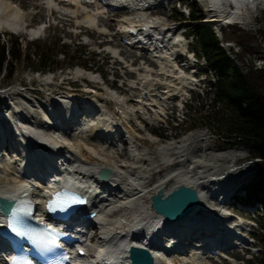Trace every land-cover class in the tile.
Returning a JSON list of instances; mask_svg holds the SVG:
<instances>
[{"label": "bare ground", "instance_id": "1", "mask_svg": "<svg viewBox=\"0 0 264 264\" xmlns=\"http://www.w3.org/2000/svg\"><path fill=\"white\" fill-rule=\"evenodd\" d=\"M114 1L119 9L111 11L108 16L120 13L121 15L117 20L109 19L119 23L114 25L113 30L110 29V22L104 21L108 18L107 7L97 0H33L32 5L34 9H39L40 12L44 10L48 15H52L54 11L59 12L64 17H70L75 26L92 29L97 34L112 36L117 40L122 31L137 22L141 34L139 38L134 37V45L130 48L139 55L147 54L158 66L156 71L151 64L146 63L139 67H134L133 64L130 66L131 71L140 76L138 81L129 84L134 91L133 95L136 96L133 100L137 101V108L127 103L122 105V120L119 121L112 116L110 104L107 102L105 103L108 105L104 104V101L93 99L92 102L80 104L75 97L55 96L49 107L45 108L48 111H42L47 121L54 126L46 127L41 120L33 122L24 113H17L13 115L14 120L19 118L18 125L21 124V127L18 126L16 130L9 127L11 123L0 113V198L17 200L30 197L37 205L35 217L43 219L46 197H52L56 186L52 183L51 186L41 185L39 189L34 187V182L21 178L19 174L29 171L43 173L42 171L53 164L62 167L67 165L66 172L58 174L59 177L62 176L60 188L80 190L87 194L90 197L89 204L83 211L96 213L92 219L85 216L80 220L73 216L72 221L66 223L63 228L64 231L80 233V236L86 239L89 234L95 232L94 246H90L87 241L83 243L89 251L94 250V262L86 261L88 255H85L75 257L73 263L99 264L102 259H106L111 264H131L128 258L130 245H146L151 250L155 264H210L206 260L209 259L208 256L205 257V247H225L230 252L232 247L245 242L239 232L243 224L229 221L228 213L219 206L220 202L215 198L217 189L212 190L208 186V180L193 173L194 168L207 166L200 160L193 159L199 156V152H193V158H189L184 140L159 141L149 129L150 125H161L165 110L171 105H179V97L195 83L194 73H183L178 69L175 60L179 51L184 50L185 41L178 38L174 26L160 21H147L146 12L159 6L156 0H110V5H113ZM205 1L211 6L213 15H209L206 20L202 19L201 22H211L215 25L225 20L243 22L245 9H264V0ZM24 2L0 0V27L13 30L19 35L27 33L31 37H37L44 23L34 27L29 25V12H25L23 8ZM60 3L67 5L62 6ZM231 5V8H225ZM86 37L85 43L89 42L90 38L88 35ZM106 48L113 56L126 62L127 59L121 56L120 48ZM74 73L110 87L97 72L76 67ZM142 94L146 97L141 96ZM1 103L6 108L10 106L4 101ZM137 114L145 121L138 122ZM142 131L146 132L150 142L158 143L160 159L168 161L170 158H179L171 167L169 164L171 170L156 181L153 194L160 189L168 192L178 184L191 186L198 190L200 209L203 210L202 206H205L212 210L209 216L203 218L191 214L186 220L173 223L153 210L149 201L147 202L152 194H148L146 189L152 175L143 177L141 173L146 167L152 168L155 161L145 157L147 153L138 144L140 138L137 137H140L139 132ZM122 138L127 144V152L123 153L118 145ZM40 142L47 144L48 149L40 147ZM94 146L101 147L97 149ZM11 148L14 150L15 159L6 155V151ZM87 150L91 155L87 154ZM199 151L204 150L199 148ZM221 155L230 159L236 158V154L232 153ZM185 167L186 169H183ZM102 168L111 171L106 180L98 178V172ZM174 178L177 180L176 184L165 190L164 184ZM191 217L195 218L190 220ZM127 218L130 219L128 224L125 222ZM218 225V232L215 230L211 234L208 233ZM180 232L184 235L204 232L209 234L210 238L202 237L197 243L191 244L189 239L180 236ZM175 234L176 237L170 238ZM198 253H201V256H198ZM221 254L227 252L221 251Z\"/></svg>", "mask_w": 264, "mask_h": 264}, {"label": "rangeland", "instance_id": "2", "mask_svg": "<svg viewBox=\"0 0 264 264\" xmlns=\"http://www.w3.org/2000/svg\"><path fill=\"white\" fill-rule=\"evenodd\" d=\"M23 1H25L23 5L25 12H29L27 14V19L29 20L28 23L30 26L34 27L39 23H49L50 26L42 33L39 38L31 37L27 33L19 35L13 30H9L5 27H0V39L5 42L19 40L22 42L25 50L31 49L32 52L34 51L35 45L41 46L44 43L49 46L51 45L52 49L58 50L59 52L62 48L58 47L57 44H65V55L60 51L56 58L57 61L64 64V69L61 71L58 70L54 73L42 75L30 71L32 67L36 68L38 66L37 59H35L34 56H32L33 58L29 61H21L20 66L14 74L13 79L10 81H8L7 79H2L0 83L1 114H6V117L9 119L13 118L14 114L24 113L32 120L38 119V117L40 116V111L43 110V107H49V100L51 99V97L57 95V93H61V97L71 96L80 99L81 101L88 100L89 102H92L95 99H98L101 102L104 101V104H110L112 116L114 118L116 117L119 121L122 120V105H126L127 103L128 105L135 106L137 108L138 103L137 101L133 100L136 98V96L133 95L134 91L129 87V84L134 81H138L139 75L132 73V71L129 70L130 67L126 68L125 66H123L120 63L121 59L115 58L113 54L106 50V47L113 46L120 48L119 50L122 51L121 56L127 59L129 63L130 61H132L134 67H139L142 65V63H146L148 65L151 64V66H153L154 70L156 71L158 66L153 61H151L150 58L146 57L144 54L139 55L135 50L131 48L123 47L120 41H118L115 37L108 35L105 36L100 33L97 34L94 30L92 31V29L89 30L81 26H75L70 17H64V15L60 14L59 12L54 11L52 15H48V13L44 10L40 12L39 9H34V6L32 5L33 0ZM158 1L159 3H162L161 0H157V2ZM167 1L169 0H166L163 3H166ZM196 2L201 7H203V9H205V7L207 8V1L197 0ZM60 4L62 6L67 5L63 3ZM185 5V9L188 10L191 5L190 0H170V4L166 8L161 7L163 9H161V11H147L145 18H147V21H160L163 24L174 26L178 36L182 34L185 38V43H188V45L194 37L193 43H191L193 45V49L200 55L202 53L201 49L195 48L194 46L196 39L192 26H194L196 23L202 22L201 20L191 22V20L187 17V14H184V16H182V19H178L180 13L182 12V8ZM30 13L33 14L30 15ZM263 14L264 9L261 8H254L251 11L245 9L244 20L240 25L251 30H256L257 28L262 26V24H260L261 22L259 21V18H261ZM120 15H107L108 18H106L108 20L106 19L104 21H106L107 23L110 22L111 30H113L115 27L114 25L116 21H114V18H118L120 17ZM111 18H113L114 20H109ZM211 26L214 30V26ZM228 29L229 28H226L225 30L228 31ZM80 31H82L83 33L80 34ZM216 34L219 35L218 33ZM82 35H84L83 39L80 38V36ZM86 35H88L93 41L89 45L84 43V40L85 42L87 41ZM102 40L103 43H101ZM220 45L224 48V44L222 42L220 43ZM262 45L264 46V42L262 43ZM224 49L227 54L232 59H234V62L242 68H244L247 63H252L258 68L264 67V49L263 51L249 54L245 59H242L239 56V53L235 55L234 51H229L228 48ZM74 57L76 58L77 64H75L71 68H67L68 64L66 63L68 59ZM198 61V63H194V67L192 68H189V64H187V67L189 68L187 69L189 70V72L187 73H190L192 71L197 72V81H200L206 76L205 71L207 70V68L203 65V59L198 58ZM84 62L87 63V67L80 64ZM79 66L85 67L88 70L101 74L104 81L109 84L110 87L108 88L102 83H95L81 76H77L74 73V69ZM113 78H117V81H111ZM210 81H213L212 77ZM211 95L212 92H210L209 94L207 93V96L206 94L204 96L202 95L201 99V96L198 97L197 95H194V93L192 94L191 92H186L185 95L179 97L181 98V103L179 105L181 107H177L176 109L175 106H170L169 108H167L165 110L166 114L163 119V123L161 125H150L149 129L153 133L160 134V136L154 134L159 141L184 140L188 145L187 155L189 158L193 156L192 154H197L199 152V156L192 158L194 160H200L202 164L207 166L196 167L194 168L193 173H196L197 175H200L204 179L208 180V183L210 182L208 186L212 190L217 189L220 186H229L230 188H232L238 185L240 182L248 183L255 175L256 169L258 167V159H252L250 153L246 149L232 143V141L229 142L230 144H223L224 139L218 138V135L216 134V131L213 129V127L200 125L194 130L185 131V122L182 121L186 119H182V121L177 119L180 118L178 117L177 112L181 113L180 109L183 107V105L185 107L182 109V112L184 113L185 118H187L188 114H190L188 111L190 107H195L198 109L200 104L203 103L205 108H207L208 103H211ZM116 96L117 99H119V97L121 99L117 100ZM141 96H143V94ZM188 96L191 98L190 101ZM1 101L9 104V108H6L1 103ZM105 102H107L108 104ZM30 115L34 117H31ZM136 116L139 117V119H137L138 122L145 121L140 115L137 114ZM192 122L194 121L192 120ZM139 134L140 137H137L138 139L140 138L138 140V144L147 153L145 157L154 159L155 161L152 168L146 167V169H144V171L141 173L143 177L152 175V178L148 182L146 189L148 191V194L153 195L156 181L160 176H163L164 174L169 172L171 170L169 168L172 166L169 164H173L179 158H170V160L168 161L160 159L157 151L158 143L150 142L147 139L145 131H142L141 133L139 132ZM123 139L124 138H122L121 142L118 144L119 147H121L120 149L122 153L127 152V144L124 143ZM94 147L98 149V147L101 146ZM199 148H203L204 151H199ZM88 151L89 150H87V154H90V152ZM226 152L229 154H236V158L230 159L229 157H223L221 153L223 154ZM183 169H186V167ZM159 170L160 173H158ZM176 181L177 180L174 178L166 182L164 184L165 190H168L173 185H175ZM216 194H218V196L220 195L219 193ZM218 196H215V198L217 199ZM151 197L152 196L148 198L147 202H151ZM212 202H214V200H212ZM219 206L229 214L228 216L230 222L241 223L244 225L245 229H240L239 232L241 233L243 239L247 240L248 243H242V247L233 248L231 249L232 251L230 250V252L227 251L230 260L218 259V261H215L213 259H208L209 263L243 264L247 259L253 258L255 261L257 257L259 258L262 254H264L261 249L262 244L264 243V232L258 230L259 226L255 223L254 219V217L257 216V212L259 209L257 210V212H253L252 209L251 212H244L238 210L236 205H231V203L220 204ZM256 207L257 206H254L253 209H255ZM122 210L124 211V209ZM210 213L211 209L204 206L202 217H206ZM125 222L128 224L130 222V219L127 218V221ZM257 226L258 228H256ZM117 229L118 231L120 230V228ZM256 231H258L259 233L257 237L253 236ZM166 238L167 237H165V239ZM95 244L96 242L92 243V245ZM248 249H252L254 252ZM90 254L95 255L94 250L90 251ZM176 264L179 263L177 262Z\"/></svg>", "mask_w": 264, "mask_h": 264}, {"label": "trees", "instance_id": "3", "mask_svg": "<svg viewBox=\"0 0 264 264\" xmlns=\"http://www.w3.org/2000/svg\"><path fill=\"white\" fill-rule=\"evenodd\" d=\"M190 3L188 18L191 21L202 20V7L194 0H190ZM182 16L184 14L180 13L178 19H182ZM259 21L262 26L256 30L238 24L229 25L228 31L222 30L225 40L240 46L239 56L242 59L264 49V14ZM192 29L196 39L194 46L201 49L199 57L206 58L208 67L214 72L215 83L207 108L201 102L198 109L189 108L190 114L183 121L184 130H194L200 125L213 127L218 138L224 139L223 144L232 141L246 149L252 159H258L255 175L248 182L247 198L241 200L260 203L262 211L255 220L259 230L264 232V67L258 68L252 63H247L244 68L237 65L220 45L211 25L196 23ZM57 45L65 55L66 45ZM59 52L45 43L35 45L32 52L31 49L25 50L19 40L5 42L0 39V83L2 79L12 80L20 62L29 61L32 56L37 59L38 65L31 68L33 73L46 74L64 69V64L56 59ZM66 64L73 67L77 64L76 58H69ZM80 64L87 67L86 62ZM261 248L264 252V243ZM245 264H264V254L255 261L247 260Z\"/></svg>", "mask_w": 264, "mask_h": 264}, {"label": "water", "instance_id": "4", "mask_svg": "<svg viewBox=\"0 0 264 264\" xmlns=\"http://www.w3.org/2000/svg\"><path fill=\"white\" fill-rule=\"evenodd\" d=\"M39 146L47 150L45 143ZM110 170H102L100 177L107 179ZM200 196L198 190L191 186L178 184L170 191L160 189L151 197L152 208L169 222L177 223L186 220L191 214L200 213ZM12 203L4 198H0V210L8 215ZM129 258L132 264H155L151 250L145 246L131 245L128 249Z\"/></svg>", "mask_w": 264, "mask_h": 264}, {"label": "snow or ice", "instance_id": "5", "mask_svg": "<svg viewBox=\"0 0 264 264\" xmlns=\"http://www.w3.org/2000/svg\"><path fill=\"white\" fill-rule=\"evenodd\" d=\"M82 203H84V200L80 197L75 196V195H71V194H67V193L57 194V197L49 203V210L50 211H55L57 209L66 210L68 207H70L72 205L82 204ZM20 211L21 210H18L16 212L11 213L12 219L10 221V224H11L12 230L14 232H17L19 235L24 236V235H28V234L25 232H21L19 230V228L17 227V224H18L17 217H18ZM22 211H24L25 214H28L30 212V209H23ZM51 242L54 243V240Z\"/></svg>", "mask_w": 264, "mask_h": 264}, {"label": "built area", "instance_id": "6", "mask_svg": "<svg viewBox=\"0 0 264 264\" xmlns=\"http://www.w3.org/2000/svg\"><path fill=\"white\" fill-rule=\"evenodd\" d=\"M227 26H228V21L226 20L224 22H221L219 24V26L217 27V30L216 31L219 34L218 36L221 37V39H222L221 28L222 27L227 28ZM222 43L224 44L223 45L224 48H228L229 51H231V50L234 51L235 55L240 52V46H238L237 44L233 43L232 41H223L222 40Z\"/></svg>", "mask_w": 264, "mask_h": 264}]
</instances>
